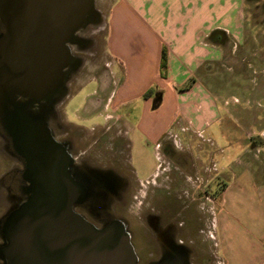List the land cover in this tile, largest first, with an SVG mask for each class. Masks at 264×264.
<instances>
[{"label": "rangeland", "instance_id": "374dc122", "mask_svg": "<svg viewBox=\"0 0 264 264\" xmlns=\"http://www.w3.org/2000/svg\"><path fill=\"white\" fill-rule=\"evenodd\" d=\"M112 1L94 0L93 12L88 15L83 29L75 34L71 45L73 65L69 75L78 78V82L66 108L67 117L70 122L87 128L105 126L107 120H113L111 116L116 118L113 104L107 106L109 91L114 89L112 78L115 75H111L116 71L105 47L106 16ZM238 3L233 6V12L238 15L235 20L242 29L231 28L232 36H226L223 57L213 68H202L198 72L205 86L211 76V91L216 97L215 114L192 117L198 120L191 128L188 121L181 124L188 127L187 130H182L179 124L171 126L165 133L169 131L178 139L177 142L165 139L167 157L159 150L157 141L138 132L137 136L127 137L126 129L117 125L132 144L131 165L144 181L141 183L147 185L145 182L149 180L156 186L147 199V192L141 186L142 189L116 192L119 201L121 195L122 203L126 201L120 215L127 226L124 229L132 234L136 264H223L226 261L234 264L230 255L239 253L240 244H232L231 240L247 233L248 218L257 221L262 214L256 206L257 193L251 194L256 198L251 202L256 206L253 209L245 204L242 190L264 187V0ZM5 36V25L0 18V66L4 60ZM95 92L101 94L102 107L98 113L84 116L82 112L89 102L87 96ZM18 99L10 92L0 94V264H11L10 251L15 248V238L20 236L14 215L30 196L26 192L28 200L23 201L15 190L20 184L24 185L20 175H13L22 166L4 129V126L12 128L20 109L28 105ZM31 113L26 112L31 119L46 122L52 116L47 110L40 118L41 113L35 108ZM62 113V118L58 114L54 117L66 120ZM198 130H202L200 135ZM176 202L178 211L190 206L187 210H194L197 215L194 231L199 239L194 238V254L187 251L180 254L177 248L183 246L182 240H173L170 234L159 242L152 238L149 222L153 220L147 216L157 213L164 221L168 217L166 211L171 212ZM219 254L223 257L226 254L228 259L220 260Z\"/></svg>", "mask_w": 264, "mask_h": 264}, {"label": "water", "instance_id": "95a60500", "mask_svg": "<svg viewBox=\"0 0 264 264\" xmlns=\"http://www.w3.org/2000/svg\"><path fill=\"white\" fill-rule=\"evenodd\" d=\"M94 10V0H0L8 31L0 66V94L34 100L57 92L73 63L67 48ZM11 128L28 160L29 200L14 215L19 237L11 264H136L130 237L115 223L96 229L74 213L81 187L65 172L59 145L20 110Z\"/></svg>", "mask_w": 264, "mask_h": 264}, {"label": "crops", "instance_id": "0c3cea01", "mask_svg": "<svg viewBox=\"0 0 264 264\" xmlns=\"http://www.w3.org/2000/svg\"><path fill=\"white\" fill-rule=\"evenodd\" d=\"M239 1L246 2L113 0L110 3L105 47L116 65L111 75L116 78H112L114 89L109 91L107 106L113 104L116 125L126 129L125 136L131 138L138 132L157 141L156 144L162 139L177 142V135L165 133L171 126L188 121L191 128L198 120L192 117L215 114L211 76L205 86L198 72L215 66L223 57L226 36H232L231 28L237 31L241 28L235 20L238 15L233 12ZM181 126L182 130L188 129ZM197 133L200 135L202 130ZM228 189L229 185L225 192ZM252 192L257 193L256 206L262 214L256 222L248 218L247 233L231 240L232 244H240V254L230 255L234 264H264V187L242 190L245 204L254 209L255 203L251 202L256 198ZM224 257L219 256L222 261Z\"/></svg>", "mask_w": 264, "mask_h": 264}, {"label": "flooded vegetation", "instance_id": "af4514ba", "mask_svg": "<svg viewBox=\"0 0 264 264\" xmlns=\"http://www.w3.org/2000/svg\"><path fill=\"white\" fill-rule=\"evenodd\" d=\"M5 35L6 40L8 38L6 27ZM72 41L67 43L69 52H72ZM71 65L73 64H69L64 69V79L60 89L57 92L50 93L43 100L37 101L12 91L7 92L13 93L19 99L28 102V105L24 106L26 112L31 113L33 108H35L41 113L39 115L40 118H43V112L47 110L52 115L49 122L32 120H34V123H40L51 139L59 145L61 159L63 158L65 162V172L81 187L83 197L82 200L76 201L73 204L72 209L74 213L96 229H104L115 223H122L123 228H127L124 218L120 215L123 212V208L126 207V201L122 203L123 195L120 196L121 201H119L117 199L118 196L116 197V192L133 191L141 186L147 192V199L151 189L156 188V186L149 180L145 182L147 185L141 183L142 180H140L137 170L131 165L130 147L132 144L118 130L114 116H111L113 120H107L105 126L99 124L92 128L76 125L68 120L66 108L73 96L72 90L78 82V78L70 77L71 75H69V70L72 68ZM7 92L4 91V95ZM87 97L89 102L82 112L83 115L98 113L103 102L100 98V92H95ZM20 110L24 115L29 117L22 108ZM60 113L65 115L66 120L59 121L54 117L57 114L61 116ZM30 117H33V114ZM53 118L54 120L52 121ZM4 129L6 134L10 135L9 138L11 139L13 152L20 160L19 163L22 166V168H17L13 175L15 177L20 175L24 180L23 184L25 186L20 184L19 189L15 190L18 192V195H21L23 201L24 198L28 200L26 192L29 191L31 183L28 180L27 157L22 149L16 145L12 137L11 127L7 128L4 126ZM157 145L160 146L159 150L162 149L167 157V141L162 139ZM15 186L17 187L18 183ZM177 203L175 206H172L171 212L166 211L168 217H165L166 220L164 221H161L162 216L157 213H150L147 216V218L153 220L149 222V224L151 223L152 238L159 242L162 239L168 238L167 236L170 234L173 240H178L179 238L182 240L181 244L183 246L177 248L180 254L186 251L189 254H194V251L196 252L194 238L196 240L199 239L194 231L196 226L194 220L197 219V215L195 216L193 213L194 210H187L190 206L178 211ZM179 221L181 223L178 224ZM172 230L174 232H171ZM125 232L133 244L132 234L127 229Z\"/></svg>", "mask_w": 264, "mask_h": 264}]
</instances>
